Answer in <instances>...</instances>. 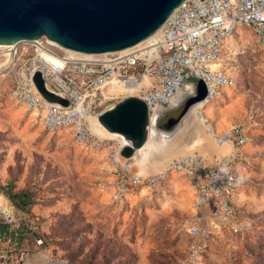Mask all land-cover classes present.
Returning a JSON list of instances; mask_svg holds the SVG:
<instances>
[{
    "label": "built area",
    "instance_id": "obj_1",
    "mask_svg": "<svg viewBox=\"0 0 264 264\" xmlns=\"http://www.w3.org/2000/svg\"><path fill=\"white\" fill-rule=\"evenodd\" d=\"M240 26L251 28L264 48V0H186L157 35L121 50L84 53L66 49L45 35L2 44L0 77L13 73L9 96L33 111L38 124L52 133L67 128L76 145L93 154H104L113 165L114 177L102 182L100 190L111 201L122 202L154 190L166 179V170L183 174L195 191L196 216L183 221L193 242L182 264H202L203 253L211 248L215 236H224V231L240 235L252 224L251 218L239 216L235 204V195L244 187L252 166L246 151L252 134L245 123L237 121L218 131L203 111L225 88L237 83L221 60L226 41ZM38 70L49 89L70 100L69 106L42 97L34 82ZM195 77L205 78L210 86L199 116L218 144L231 146L226 154H216L212 159L207 154H189L171 162L164 172L142 174L133 168L132 160L119 158V141L99 134L90 121L91 114L101 111L105 99L128 95L116 93L118 90L106 92L116 83L130 81L135 85L133 95L143 98L152 114ZM206 208L211 212L204 220L197 214ZM26 214L0 190V264H41L45 259L42 256L48 247L35 230L34 248L28 245V231L35 228L29 224L24 227L19 221Z\"/></svg>",
    "mask_w": 264,
    "mask_h": 264
},
{
    "label": "rangeland",
    "instance_id": "obj_2",
    "mask_svg": "<svg viewBox=\"0 0 264 264\" xmlns=\"http://www.w3.org/2000/svg\"><path fill=\"white\" fill-rule=\"evenodd\" d=\"M221 65L237 83L203 111L218 131L237 121L252 134L246 146L252 166L239 191L245 196L235 203L239 216L251 218L252 224L240 235L224 231V236H215L202 264H264V48L251 28L240 26L228 38ZM13 79L12 72L0 77V190L12 186L14 191H32L34 204L19 221L35 228L27 234L31 248L34 230L45 239L48 251L41 264H52L51 259L68 264H182L193 242L183 221L196 216L194 189L185 176L160 164L152 172L166 170V179L154 190L111 201L100 184L114 177L113 165L104 154L76 145L67 128L52 133L38 124L33 111L9 96ZM121 99H105L101 110ZM220 122L223 129H218ZM201 125L203 141L187 145L176 157L200 153L212 159L230 151V145L218 144ZM210 212L206 208L197 215L206 220Z\"/></svg>",
    "mask_w": 264,
    "mask_h": 264
},
{
    "label": "water",
    "instance_id": "obj_3",
    "mask_svg": "<svg viewBox=\"0 0 264 264\" xmlns=\"http://www.w3.org/2000/svg\"><path fill=\"white\" fill-rule=\"evenodd\" d=\"M185 1L0 0V44L37 40L45 35L66 49L84 53L121 50L152 36ZM34 82L48 102L70 105L68 98L48 88L42 71L35 72ZM181 89L171 102L152 114L143 98L127 95L90 117L117 135L104 136L119 141L122 161L132 160L137 154L141 159L140 152L150 138L158 145L144 159L145 165L175 158L192 139L193 112L207 99L210 86L205 78L195 77L186 91Z\"/></svg>",
    "mask_w": 264,
    "mask_h": 264
},
{
    "label": "bare ground",
    "instance_id": "obj_4",
    "mask_svg": "<svg viewBox=\"0 0 264 264\" xmlns=\"http://www.w3.org/2000/svg\"><path fill=\"white\" fill-rule=\"evenodd\" d=\"M160 32V30L156 31L151 37H154L155 35H157ZM2 45V44H0ZM190 87V85L188 86V88ZM135 89L136 86L132 85L129 82H119L116 83L114 85L111 86V90H118V91H124L126 93H128V95H133L135 94ZM202 108V105H199L196 107V110H194V114H193V125L190 129V135L192 136L191 141H189L188 146H192L195 144H200L203 141V129H202V125H201V117L199 116V110ZM90 121L92 123V125L95 127V130L102 135H108V136H112V137H116L117 135H113L110 134L109 132H107L96 120L94 117H89ZM96 123L99 124L100 126H96ZM205 134V133H204ZM190 137V136H189ZM156 145H158V143H156V141L153 138H150L149 141L147 142V144L145 145V147L141 150V154H142V160L140 158H138L140 155L137 154L132 161L134 160L136 163H139V171H142V174H156V173H160L163 170H159L157 172H152L153 170L156 171L158 166H160V164H162V166L164 167H168L169 163H171V161L175 158H173V156L162 159L160 162L157 161L153 164H146L145 165V160L149 155L150 151H152L153 148L156 147ZM199 147V146H198ZM223 150V151H222ZM222 152H225V149H222ZM227 151V150H226ZM173 158V159H172ZM136 159L138 161H136ZM141 160V161H140ZM144 160V161H143ZM165 168V169H166ZM164 169V170H165ZM151 172V173H150Z\"/></svg>",
    "mask_w": 264,
    "mask_h": 264
},
{
    "label": "trees",
    "instance_id": "obj_5",
    "mask_svg": "<svg viewBox=\"0 0 264 264\" xmlns=\"http://www.w3.org/2000/svg\"><path fill=\"white\" fill-rule=\"evenodd\" d=\"M190 81H194V78L190 79ZM4 190L9 195L11 200L15 203L18 209L23 212H30V208L34 204V196L31 190L23 189L20 191H14L12 186H8L4 188Z\"/></svg>",
    "mask_w": 264,
    "mask_h": 264
},
{
    "label": "crops",
    "instance_id": "obj_6",
    "mask_svg": "<svg viewBox=\"0 0 264 264\" xmlns=\"http://www.w3.org/2000/svg\"><path fill=\"white\" fill-rule=\"evenodd\" d=\"M225 127V123L224 122H220L218 124V129H223ZM195 194V191H194ZM244 193L243 192H239L236 196H235V203H239L242 199H244ZM238 208V206H236ZM207 219V218H206ZM203 263V262H202Z\"/></svg>",
    "mask_w": 264,
    "mask_h": 264
}]
</instances>
